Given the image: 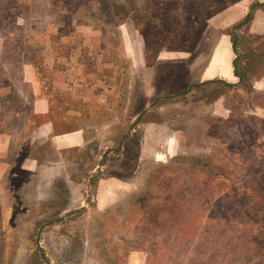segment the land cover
<instances>
[{
    "label": "rangeland",
    "instance_id": "1",
    "mask_svg": "<svg viewBox=\"0 0 264 264\" xmlns=\"http://www.w3.org/2000/svg\"><path fill=\"white\" fill-rule=\"evenodd\" d=\"M41 96L85 145L30 175ZM214 155L238 171L217 211L264 175V0H0V264H264L262 216L210 231Z\"/></svg>",
    "mask_w": 264,
    "mask_h": 264
},
{
    "label": "trees",
    "instance_id": "2",
    "mask_svg": "<svg viewBox=\"0 0 264 264\" xmlns=\"http://www.w3.org/2000/svg\"><path fill=\"white\" fill-rule=\"evenodd\" d=\"M221 155H214L212 158H208L205 167L207 168V180L206 186L203 187L202 191L199 192L201 195V199L205 198V200L209 203L210 210L214 211V215L212 216L217 218V220L214 222V224L210 227V231L212 230H218L221 235H223L226 240L229 239V228L225 227L224 224L227 221V219L231 220L228 221L232 225V228L238 229V227H241V221L236 222V225L234 224L233 216L234 214L239 210L242 212V216H245L244 218L252 217L254 218L255 215H260L263 217L262 221L259 223V220L257 222H253L255 224H260L258 230L260 231V236L263 239L264 237V209L262 205V201H264V175H258L257 178H253L247 185V187L243 188L241 191L237 188L230 187V195L232 197V203L231 205L225 206L221 201L218 202V210H214V207L217 203L216 194L213 191L212 182L213 180H216L220 182L219 179L224 180H235L236 174H238V171L233 168V171L231 170L230 174H228L225 170L226 168L229 170V166H234V161H231V159H226V157L223 159H220ZM217 165H221L220 167H216ZM216 167V168H215ZM254 172V171H253ZM258 174V172H257ZM238 179V178H237ZM238 182V180H237ZM253 186V188H252ZM256 187V188H255ZM258 187V188H257ZM239 191V192H238ZM229 194V192H226ZM217 200V201H216ZM222 203V204H221ZM224 205L225 207H223ZM145 209V208H144ZM212 213V212H211ZM216 213H219L218 215ZM252 222V220H250ZM239 230V229H238ZM228 232V234H226ZM252 236V238H251ZM244 244L247 246L245 249L247 251L254 250L255 252H259V254L264 258V242H262L261 238H257L258 236L251 234L244 236ZM223 249H226V246L223 247ZM258 254V253H257Z\"/></svg>",
    "mask_w": 264,
    "mask_h": 264
},
{
    "label": "crops",
    "instance_id": "3",
    "mask_svg": "<svg viewBox=\"0 0 264 264\" xmlns=\"http://www.w3.org/2000/svg\"><path fill=\"white\" fill-rule=\"evenodd\" d=\"M235 6L231 7L225 12H228L230 15L235 16L236 14L232 10L233 8H235ZM260 14L262 13L258 12L256 14V17L260 18L261 16ZM240 17L241 15H237L236 20ZM137 63H135L134 65L136 66L137 69L143 68V65H140L139 62ZM143 70L144 69H142L141 71ZM49 110L50 108H49L48 98H43L42 96L39 98H34L33 104H32V113L34 117H36L39 120V123L32 126V128L36 130L37 135L35 133L33 141L30 142V146L34 145V149H35L37 145L38 149L36 150L38 153H35V151L30 152V153L27 152L23 158L25 162L23 163V167H22L23 170L28 172V174L30 175L35 174L37 171L39 173V170H43L45 168L43 159L46 158V153L44 154L42 150L39 148V146H41L42 144H46V143L48 145L50 144L58 152L64 151L69 146H72L73 148L75 147L80 148L85 145L84 135H83V132L81 131L72 132L68 134H65V132H54V129H52V125H54V122L50 121ZM141 135L142 136H140L139 143L137 145L138 147L137 155L140 152H142V148H143L142 146V141H143L142 139L144 138L143 132ZM20 152L23 153V151L21 150ZM20 152L15 155L14 159H17V156L21 155ZM150 158H155V156L151 154ZM55 162H56L55 165H57L61 169L63 161L60 159L59 160L57 159V161ZM60 173L61 171L58 170L56 172V175H59Z\"/></svg>",
    "mask_w": 264,
    "mask_h": 264
},
{
    "label": "bare ground",
    "instance_id": "4",
    "mask_svg": "<svg viewBox=\"0 0 264 264\" xmlns=\"http://www.w3.org/2000/svg\"><path fill=\"white\" fill-rule=\"evenodd\" d=\"M216 59H217L216 65L221 70V76L229 79L230 78V75L228 73V70H227L228 68H227L226 64L223 61L219 60L218 57Z\"/></svg>",
    "mask_w": 264,
    "mask_h": 264
}]
</instances>
